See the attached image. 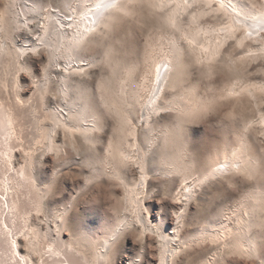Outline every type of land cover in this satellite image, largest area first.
Masks as SVG:
<instances>
[{
	"label": "rangeland",
	"instance_id": "374dc122",
	"mask_svg": "<svg viewBox=\"0 0 264 264\" xmlns=\"http://www.w3.org/2000/svg\"><path fill=\"white\" fill-rule=\"evenodd\" d=\"M46 1L57 4V0H44L47 4ZM148 1L131 0L133 12L108 28V35L103 34L106 36L100 42L93 41L94 45L91 42L89 51L96 52L97 60L84 66L86 72L84 69L77 70V67L70 70L72 83L81 82V86L86 87L87 99H91V104L100 114L98 121H101L99 123L102 126L92 131L91 138H97L98 141L84 139L87 136L82 131L69 137L65 129L57 127L52 133L53 141L56 140L54 147L47 144L48 139L45 137L51 127L48 114L59 110L58 104L64 102L58 89L63 85L62 78L67 70L62 64H51L45 46L37 44L36 37L40 33L44 14L38 26L31 23L33 27L29 28L24 25L15 33L16 46L22 45L26 50L22 55L0 52V264H157L161 248V239L155 228L158 224L160 227L164 225L170 233L173 240L171 247H179L173 264H204L210 260L214 264H264L263 200L255 210L257 216L254 217L253 213V217L250 216L256 225H253L255 232L261 229L255 233L258 241L256 254L238 253L230 246H222V238L218 242L213 240L214 244L209 237L204 236L206 230L210 231L207 227L211 228V223L220 224L227 217L229 219L225 222L236 226L233 218L237 213L239 215L240 207L242 210L248 196L255 191L264 193V129L259 124L264 114V92L256 89L251 96L244 91L227 93L236 77L243 78L248 84L264 81V59L261 66L260 59L245 60L240 52L248 48L245 46L248 40L236 45L233 38L228 39L223 45L225 52L209 64L197 62L195 50L185 40L180 41L187 65L185 84L182 82L181 90L186 87L196 92L204 104L199 111L186 117L179 135L181 145L187 147V153L182 156L189 168L185 171L186 177H189L186 181L196 184V191L191 195L192 198L188 197L189 202L186 201L187 197L181 195L184 184L180 180L182 176L173 172H155L157 162L165 163L157 157L151 160L153 171L148 175L143 193L138 195L146 207L144 211L142 208L141 214H145V219L149 217L150 228L142 227L137 210L128 203L127 188L138 187L143 176L135 158H127L124 163L121 162L123 164L118 162L117 166L112 164L110 153H106L110 151L111 145L122 142V135L118 138L121 131L117 128L119 120L118 116H114L116 111L107 108L101 100V92L105 85L109 87L110 82L118 80V76L124 79L130 68L145 85L140 90V100L148 99L153 63L147 57L152 54L160 58L169 53L174 35V28L150 9ZM4 5L5 0H0V11ZM201 6L206 8L205 5ZM202 21L222 23L225 17L216 19L209 13ZM35 43L37 48L34 47ZM229 56L235 61L234 65L231 63L232 66L226 62ZM105 80H109V83ZM74 83L71 90L76 92ZM178 89L168 86L164 99ZM78 94L81 96L83 93ZM174 112L168 109L163 115L160 112L153 114L151 124L163 132L168 131L173 127ZM133 126L138 135L143 134L141 122L135 121ZM161 131L155 134L159 137L155 143L158 147L162 144ZM240 144L245 146L244 149ZM238 148L241 149L239 156H243V160H255L251 161L254 167L249 166L252 172L245 169L248 174L243 167L238 166V160L241 159L238 157ZM235 151L238 152L236 156ZM222 152L234 156L238 165H232L228 172L195 182L196 175L203 172L209 164L205 165L212 158L221 156ZM243 154H246V159ZM115 166L123 167L122 183L112 169ZM177 210H183L184 213L181 212L185 215L180 224L177 222L179 219L176 220ZM124 215L126 222L123 220ZM176 224L179 230L174 239L171 233L174 229L171 227ZM114 230L118 235L112 237L106 253V248H102L103 240ZM178 237L184 238L186 244H179ZM69 244L72 247H67Z\"/></svg>",
	"mask_w": 264,
	"mask_h": 264
},
{
	"label": "bare ground",
	"instance_id": "6f19581e",
	"mask_svg": "<svg viewBox=\"0 0 264 264\" xmlns=\"http://www.w3.org/2000/svg\"><path fill=\"white\" fill-rule=\"evenodd\" d=\"M21 3L22 5H20ZM148 5L150 9L155 14H157V16L162 18L167 24L174 28L173 40L172 43H170L171 46L169 49V53H166L161 57L159 56L160 58L152 54L147 57L148 61H152L153 63V67L151 70V74L153 76L151 85L152 87L150 89V95L147 97L148 99L140 100V90L143 89L145 85L143 84V82L138 80L133 69L130 68L129 70L126 69L128 71H126V76H124V79L118 76L119 79H114L113 83L110 82L109 87H105L106 85L103 83L105 85L104 88H102L103 92H101L103 96L100 94V98L101 96L103 97L101 100H103L106 106H108L107 108L110 107L109 110L116 111L114 116H118L119 126L117 128H120L119 130L121 131L118 135V138H120V135H122V142L119 141L117 144L114 143L109 148L110 151H106V153H110L109 155L112 157V164L115 163V165H117L118 162L124 163V160H127V158H133V160L135 158L134 161L139 164V167L141 169L143 178L140 177V185L142 187L140 188V185L138 187L137 185H135L136 187L127 188L128 186L126 185V188L128 189V191H126V197L129 205H131L133 209L137 210V218H139V220L141 221V225H143L142 227L151 226L149 217L145 219V214H141L142 208H144V211L146 207L143 205L141 198L138 197V195L140 196V194L143 193V189L148 183V175L153 171V164L151 160L158 157L159 159L165 161V163H156L158 167L154 168L155 172H159V174H169L173 172L177 173V175L180 174L182 176L180 180L182 179V182L184 184L183 187H181V189L183 190V192H181V195L187 197L188 200L186 201L189 202V198H192L191 195H193L196 191V184L192 185L193 183H188L190 180L188 182L186 181L189 177H186L187 174L185 171L189 168L182 156L187 153V147L184 148L186 145L184 147L181 145L182 143L179 141V135L181 134V125L183 124L186 117L189 115L191 116L193 113L199 111L204 104L202 102V99L196 92L189 91L190 89L188 90L186 87H184L185 89H182L183 91L181 90L182 82L185 81L184 77L187 74V65L184 57L183 46L180 41L185 40L187 42L186 44L191 46L195 50V60L197 62L203 61L209 64V62L215 61L221 53L225 52V48H223L224 43H226L228 39L232 38L234 39L233 42H235L236 45H242L244 44L245 40H248L246 41L245 45L248 46V48L240 51L243 53V57L245 60L253 59L257 61V59H260L258 61H260L259 63L262 66V60L264 59V0H149ZM201 5H205L206 8L202 7ZM131 12H133V5L131 3V0H57V4L55 5L49 2H47L46 4L44 3V0H5V5L0 11V52L12 54L15 53L17 56L22 55V53L26 50L22 45L16 46L15 33L24 25L29 26V28L33 27L30 25L31 23L37 25L39 23V19L41 20L40 17H43L42 15L44 14V17L40 22L41 30L38 28L40 33L36 37V41L38 42L37 44L45 46L49 54L48 61H50L51 64L54 62H56L57 64H62L64 69L67 70V74L62 78L63 85H61L58 89V93L60 94L59 96L62 97V100L65 103L61 102L60 104H58V107L60 108L59 110L57 109L56 111H51V113L48 114L51 119V127L49 126L50 128L49 130H47V136L45 138L48 139L47 144L51 148L54 147V141L56 142V140L53 141L52 139V133L56 131L57 127H62L63 130L65 129L69 137H74L76 132L82 131L89 138L87 139L86 137L84 139L90 140L93 135L92 131L94 129L97 131L96 128H99V125L102 126V124L99 123L101 121H98L100 119L98 118L99 112L97 114V111L93 106L94 104L92 105L90 102L91 99L90 101L87 99L88 91L85 90L86 87L83 88V86H81V82V84H78V82L77 84H75L73 82L77 90L76 92L71 90V88H73V83L71 81L72 72L70 73V70L75 67H77V70L79 71L83 70L84 66H88L90 63L96 61V52L89 51L92 48L90 46L91 42H95L97 40H99L100 42V39H103V36L108 35L106 34L108 32V28H110L112 25L114 26L115 24H118L123 16L128 14L130 15ZM209 13H212V15L216 17V19H219V17H225V21H223L222 23L216 22L214 24L203 22L202 19ZM184 19H186L187 21L183 22ZM94 42L92 43L93 45L95 44ZM38 45H36L35 43L34 47L37 48L36 46ZM34 47L33 49H35ZM87 50L89 52H87ZM226 62L233 64L235 61H233L229 56L226 59ZM165 65H167V68H165ZM84 72H86V69H84ZM112 76L115 77L117 75L115 74V76ZM47 77L48 79L50 78L49 76ZM109 80L105 81L109 83ZM170 85L176 86V88H180V90L178 89L179 91H175V93L173 94H168V98L164 99V96L166 97L165 94H167L166 89ZM99 87L101 88V85ZM256 89H260L264 92V81L257 80L252 84H248L245 83V80L243 78L236 77L235 81L231 83V85H229L227 93L235 94L244 91L250 93L249 96H251L254 95L253 90ZM78 92H82L83 94L80 96ZM120 92L121 94H119ZM112 107L114 109H112ZM138 108L140 109V112ZM168 109L175 110V112L172 114V117H174V123L173 127H171V129L169 128L170 130L167 127L168 131L163 132L157 127H154L151 122L153 121L152 118L155 114L160 112L161 115H163L162 113ZM135 121L142 123L141 129L143 131V134L141 133L140 135H138V133H136L135 126H133ZM259 124L264 129L263 113L260 117ZM118 129L117 131L119 132ZM160 131L162 144L158 147L155 145V143L158 142L159 137L155 134L156 132ZM94 143L96 144L97 142H93V144ZM241 146L244 149L245 146ZM237 150L239 152L238 157H240L241 149L238 148ZM236 151L234 153V156H236L235 154L238 153ZM243 155L245 156L246 154ZM234 156H228L225 152H222L221 156L212 158V161L205 165L206 167L209 164L206 169L204 170L202 168L203 172L201 171V173L199 172L196 175L195 182L203 181L218 173L228 172L230 171L232 165H238V161V166H240L241 168L243 167L245 172H247V168L248 172L253 171H249V166H253L254 164L251 165V163H253L251 161L255 160L252 159L250 162H247L243 160L244 157L242 156V158L240 157V160L242 161H236V159H234ZM105 157L106 156L104 155V158ZM189 157L191 156L189 155ZM246 157L247 156H245V159ZM117 166H115V168L113 167L112 169H114V173L118 175L122 183V178L124 177V171L122 169L123 167L121 166L122 168H119L120 166ZM118 177L116 176V178ZM124 184L125 182L123 183V185ZM127 184L129 185L130 183ZM248 195L250 194H247L246 196ZM263 198V191H255L254 193L252 192L251 196H248L246 201L244 199L245 203L243 204L244 206H242V210L240 207L239 211H243V214L242 212L240 213L239 211H237L239 212V215L236 212L237 216L234 217L235 219L233 218L236 226L229 225V223L225 222L227 219H229L227 217V219H225L224 222H222V220L220 224L211 223V228L207 227V229H210V231L206 230L205 235L204 233L203 235L207 238L209 237V240H212V242H214L213 240L215 239L216 242H218L217 240H220L222 238V246H230L238 253H250V255L256 254L258 251V241L256 234L261 229L259 228L258 232H255L256 225L255 223H252V213L254 214V217L257 216L256 214L258 212L256 213L255 210L258 206L261 205V202L264 201ZM184 207H186V204ZM177 213L176 220L179 219V221L177 222L178 224H180L179 222L183 220L184 214H182V212L178 214ZM223 217L224 216H222V218ZM251 218L252 220H249ZM123 220L125 221L126 217ZM146 222L149 225H147ZM137 223H139V221H137ZM244 225L246 228H244ZM253 225L255 226L253 227ZM179 227L181 228V225H179ZM155 228L157 229L158 236L161 239V248L159 251L160 257L157 264H173L174 259L177 256V250L179 249V247L178 249L176 247H171V243L173 240L170 236V233L166 231L164 225H161L160 227L158 224L155 226ZM171 228L174 229V232L171 233H173V238L176 239L179 230L177 229L178 225H173V227ZM116 230L118 231V228ZM117 231L114 230V232L111 233L110 236L103 240L102 248H104V250L106 248L105 252L112 243V237L115 236V234L118 235V233H116ZM145 231H147V228L145 229ZM196 236L197 235H195V237ZM198 237L202 239L201 236ZM177 241L181 245L186 244V240L184 238L181 239L180 237H178ZM71 245L72 244L66 246L72 247ZM92 247L94 246L92 245ZM95 251L96 253L99 252L96 248ZM210 261H207L209 263L204 264H214Z\"/></svg>",
	"mask_w": 264,
	"mask_h": 264
}]
</instances>
